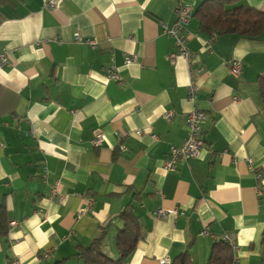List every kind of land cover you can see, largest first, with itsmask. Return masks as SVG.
I'll return each instance as SVG.
<instances>
[{
  "label": "crops",
  "instance_id": "0c3cea01",
  "mask_svg": "<svg viewBox=\"0 0 264 264\" xmlns=\"http://www.w3.org/2000/svg\"><path fill=\"white\" fill-rule=\"evenodd\" d=\"M46 1L0 0V264H83L78 253L110 221L102 250L117 259L114 219L128 204L141 236L125 264H171L186 251L206 264L224 234L236 243L233 264H264V34L217 36L208 50L193 17L205 0H51V10ZM183 5L193 103L188 64L169 61L177 50L163 31ZM237 6L264 12V0ZM195 108L206 114V148L167 172ZM158 209L178 215L157 218Z\"/></svg>",
  "mask_w": 264,
  "mask_h": 264
},
{
  "label": "trees",
  "instance_id": "16d2710c",
  "mask_svg": "<svg viewBox=\"0 0 264 264\" xmlns=\"http://www.w3.org/2000/svg\"><path fill=\"white\" fill-rule=\"evenodd\" d=\"M240 0H205L194 12L198 28L208 36H235L239 39L262 40L264 34V12L237 6ZM258 89L264 109V78H259ZM137 195L135 194V197ZM121 223L114 236L117 259L107 256L102 243L111 229V222L99 229L98 237L87 248L80 250L83 264H125L134 251L140 236L139 219L131 204L126 205L114 219ZM188 251L177 255L171 264H190ZM234 256L230 247L221 239L215 242L206 264H233ZM58 264H61L58 263Z\"/></svg>",
  "mask_w": 264,
  "mask_h": 264
},
{
  "label": "built area",
  "instance_id": "2783aa9c",
  "mask_svg": "<svg viewBox=\"0 0 264 264\" xmlns=\"http://www.w3.org/2000/svg\"><path fill=\"white\" fill-rule=\"evenodd\" d=\"M54 2L51 0H47L45 2L44 8L46 10H51L54 7ZM175 15V22L171 27L163 26L164 33L169 36L172 41L173 45L176 48L177 52L169 55V61L171 63L174 62V60L178 57L183 58L187 64H188V70H189V85H188V100L190 102H195L197 92H198V86L195 84L194 80V70L191 66V54L187 47V39L185 37L186 29L190 23V20L192 18V10L188 6H177L174 10ZM217 36L215 34H212L209 36V38L205 42V47L208 50H211V46L213 42L216 40ZM75 42H83L89 46H95V43L92 40H84L79 35L74 36ZM134 60L128 59L127 64H131ZM7 62L6 54L0 53V65H3ZM227 67L229 69V72L232 76L235 78H239L242 75V64L239 60L233 59L230 60L227 64ZM201 70H198V72ZM107 77L111 80L118 81L119 77L117 74L114 73V68L110 66L107 70ZM165 119L170 121L173 117V112H167L165 113ZM206 120V114L198 110L197 108L193 109L192 111L188 112L184 116V125H185V131H186V137L183 140V142L179 145L172 146L169 150V154L164 162V169L167 172L174 171L176 168V165L181 162H187L191 159L199 157L200 153L206 148V143L202 138L203 129L202 126ZM101 142V137H96L93 140V145L97 146ZM121 151H126L125 146L120 147ZM258 196L262 197V192L260 190L257 191ZM57 199L59 203L62 202V198L56 196L55 191H51L50 194V200ZM88 204L91 203L92 199H87ZM168 214L173 215L174 217H177L178 213L176 210H172L170 212H167L162 209H158L155 212V215L157 218H163L167 216ZM11 228L17 226L16 222H12L9 224ZM202 235H206V232H203ZM225 244H227L231 250L236 249V243L234 240L233 235L231 234H224L220 238ZM50 257V254L48 252H43L39 255L38 261L43 259H48ZM167 260L163 261L162 264H166Z\"/></svg>",
  "mask_w": 264,
  "mask_h": 264
}]
</instances>
